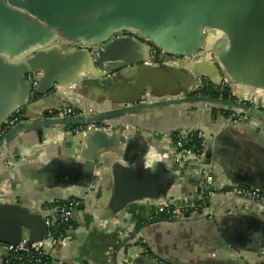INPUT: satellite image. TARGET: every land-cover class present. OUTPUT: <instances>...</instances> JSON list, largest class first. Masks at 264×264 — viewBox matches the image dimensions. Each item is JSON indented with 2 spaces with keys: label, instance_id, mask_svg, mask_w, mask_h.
Listing matches in <instances>:
<instances>
[{
  "label": "crops",
  "instance_id": "1",
  "mask_svg": "<svg viewBox=\"0 0 264 264\" xmlns=\"http://www.w3.org/2000/svg\"><path fill=\"white\" fill-rule=\"evenodd\" d=\"M203 34L201 45L186 60H202L219 70V42L209 47L206 42L216 33ZM125 36L142 42L135 34ZM76 47L58 50L60 62L48 73L57 88L44 101L34 98L24 111L36 124L8 136L0 147V264L14 258L4 245L20 238L41 240L45 213L71 199L82 207L73 214L72 233L58 247L43 242L48 264H229L240 255L255 257L264 247V213L225 210L223 191L264 190V121L251 119L233 128L219 113L190 105L126 113L130 103L144 97L148 103L182 99L185 85L168 87L165 78H157L160 73L135 70L143 61L153 68L165 63L159 53L150 54L156 59L150 63L147 50L134 45L126 54L133 64L95 72L101 87L91 86L88 78L79 79L81 59L76 65L62 60ZM225 50H231L229 43ZM187 77L188 90L194 79ZM236 94L238 103L264 114V89L238 86ZM67 104L77 108L72 119H101L93 122L95 130L67 141L74 127L50 125L45 112ZM198 129L221 134L211 145L219 188L209 201L214 218L146 224L145 215L165 196L171 206L183 207L202 197L198 176L184 175L173 159L174 136ZM105 218L106 224L100 220ZM123 232H135L138 238L122 246ZM143 244L148 254L140 255Z\"/></svg>",
  "mask_w": 264,
  "mask_h": 264
},
{
  "label": "water",
  "instance_id": "2",
  "mask_svg": "<svg viewBox=\"0 0 264 264\" xmlns=\"http://www.w3.org/2000/svg\"><path fill=\"white\" fill-rule=\"evenodd\" d=\"M203 32L210 36L216 33L214 38L209 37L206 42L207 47L219 42L216 46L219 70L202 60L189 64L190 60H186L187 57L193 56L194 51L201 45ZM130 33L135 34L142 42L125 36ZM64 43L68 45H63ZM227 43L231 46L230 51L225 50ZM70 44L77 46L76 50L62 60L75 62L76 65L81 59L83 68L79 70L84 72L79 75V79L88 78L89 81L86 82L91 86L101 87L96 81L95 72L108 73L133 64L128 61L126 54L134 45L138 49L147 50L150 63H156V59L150 55L152 51L161 54L165 63L153 68L143 65L145 61H137L136 63L142 62L135 67L138 72L160 73L157 78H165L168 87L182 83L186 89L187 76L194 79L189 89H184V98L148 103L144 97L130 103V109L126 113L173 105H190L215 111L222 115L225 121L229 113L243 115L249 121H264V114L245 104L198 96L208 85L219 87L224 78L229 81V87L235 93L238 86L264 89V0H0V147L8 136L36 124L24 115L28 105L34 101L31 99L32 82L28 81L27 77H36L34 98L40 97L39 101L46 100L58 84L48 73L51 69H56V62H60L58 50L67 49ZM203 79H208L209 83L203 82ZM49 86L51 89H48ZM21 93L22 96L18 98ZM20 107L23 108L21 122L1 134L2 127L19 112ZM59 108L77 109L69 104ZM50 110L53 109L48 108L45 112ZM49 118L48 122L52 126L71 124L73 127L86 123L93 125L101 120ZM228 125L233 128L241 126ZM198 131L203 133L200 154L191 153L178 157L173 149L174 163L184 175L194 172V176H198L196 179L200 180L199 193L203 191L207 177H211L210 191L215 195L219 188L215 184L211 145L218 143L217 139L221 134L208 133L203 129ZM181 135L186 137L188 133ZM74 136L71 134L67 141L74 139ZM250 189L262 190L254 187ZM223 195L225 210L264 213V206L254 201L224 193ZM209 201L196 214H185L179 219L167 221L175 223L195 219L212 220L215 214ZM158 205L171 206L172 203L165 196L156 204ZM77 211L74 210L73 214ZM46 215L45 213L43 216L44 233L41 240L20 238L14 243L4 245V250L7 252L9 245H16L22 239L27 240L28 246L41 243L43 249V242L47 241ZM100 220L106 224L109 219ZM137 236V233L132 232L121 237V245L125 246L127 242L136 240ZM59 244L60 242L54 247ZM143 254H148L144 244L140 249V255ZM16 262L33 264L25 256L14 257L9 264ZM162 263L167 261L162 260ZM229 264H264V247L255 257L240 255L239 260Z\"/></svg>",
  "mask_w": 264,
  "mask_h": 264
},
{
  "label": "built area",
  "instance_id": "3",
  "mask_svg": "<svg viewBox=\"0 0 264 264\" xmlns=\"http://www.w3.org/2000/svg\"><path fill=\"white\" fill-rule=\"evenodd\" d=\"M28 81L32 82V91H31V99H34V91L37 88V80L36 77L28 76ZM217 91L222 92L226 90L228 93L227 100L238 103L237 94L229 87V81L224 78L219 87H214ZM207 89V87H206ZM206 91V90H205ZM203 96V95H198ZM209 97V96H208ZM221 98V97H219ZM218 100H222L219 99ZM23 108H19V112L14 114L7 122L5 126L2 127L1 134L6 133L7 131L14 128L21 122ZM76 114V110L73 108H59L57 110L48 111L49 117L56 119H66L71 118ZM249 121L245 116L239 115L237 113H229L226 115V123L231 124L232 126H240L242 123ZM95 129L93 125H83L76 126L72 129L73 135H84L88 130ZM203 139V133L201 131H195L193 133L188 134L186 137L182 135H175L173 139V149L176 152V156L182 157L189 155L191 153H195L199 155L201 152V142ZM196 144L198 146H196ZM212 185L211 177H207L203 191L202 197L193 202L190 206H169V205H158L155 207L154 211L151 213H147L144 217L145 223H151L157 220H174L183 217L185 214H196L200 210L204 208L207 202L210 200L212 196H214V192L210 191V186ZM226 195H231L237 198H243L247 200H251L256 202L257 204L264 206V190H256L250 188H242L235 187L233 189H227L223 191ZM81 205V202L71 199L62 202L52 210L48 211L46 214L45 225L47 228L46 240L51 241L52 244L61 242L67 236H69L73 231L72 219H73V211L78 209ZM57 228L59 233L56 235L54 229ZM132 232H123L119 233L120 237H124L126 235H130ZM146 252V251H144ZM7 253L11 256H25L33 264H43V261L46 259L42 252V244L41 243H32L28 246L27 240L22 239L16 245H9L7 247ZM9 264V261L6 262Z\"/></svg>",
  "mask_w": 264,
  "mask_h": 264
},
{
  "label": "flooded vegetation",
  "instance_id": "4",
  "mask_svg": "<svg viewBox=\"0 0 264 264\" xmlns=\"http://www.w3.org/2000/svg\"><path fill=\"white\" fill-rule=\"evenodd\" d=\"M152 54H157V52L155 51H152ZM210 86H207V89L206 91H204L203 93H201L200 95H203V96H211L213 94H217L218 98L219 99H223L224 96H226L228 98V93L226 90H223L222 92H219L217 91L213 86L211 87V89L209 88ZM227 100V99H226Z\"/></svg>",
  "mask_w": 264,
  "mask_h": 264
},
{
  "label": "trees",
  "instance_id": "5",
  "mask_svg": "<svg viewBox=\"0 0 264 264\" xmlns=\"http://www.w3.org/2000/svg\"><path fill=\"white\" fill-rule=\"evenodd\" d=\"M208 86H210L209 88L211 89L212 86H211V85H208ZM210 97H212V98H214V99H218L217 94H213V95H211ZM226 99H227V97L224 96L222 100H226ZM174 137H175V136H174ZM196 146H198V145L196 144ZM54 233L57 235V234L59 233V230H57V231L54 232ZM43 264H48L46 259L43 261Z\"/></svg>",
  "mask_w": 264,
  "mask_h": 264
}]
</instances>
